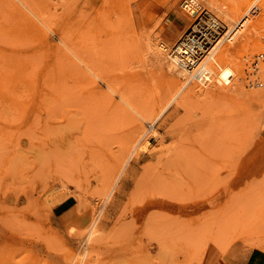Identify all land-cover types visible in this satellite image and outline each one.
<instances>
[{
	"label": "rangeland",
	"instance_id": "obj_1",
	"mask_svg": "<svg viewBox=\"0 0 264 264\" xmlns=\"http://www.w3.org/2000/svg\"><path fill=\"white\" fill-rule=\"evenodd\" d=\"M47 1L0 0V264L264 254V71L250 66L264 35L223 97L173 99L148 51L165 45L170 60L198 17L186 0ZM192 1L228 27L244 14L229 23Z\"/></svg>",
	"mask_w": 264,
	"mask_h": 264
},
{
	"label": "bare ground",
	"instance_id": "obj_2",
	"mask_svg": "<svg viewBox=\"0 0 264 264\" xmlns=\"http://www.w3.org/2000/svg\"><path fill=\"white\" fill-rule=\"evenodd\" d=\"M38 2L40 4V6H42V7H46V8L49 7V2L47 0H38ZM210 2L212 4V6L217 10L218 14L222 18H224V20L226 22H229V23L231 21L233 22V20L234 21L238 20V18H240V16L244 13L243 16H241V18L236 22V24H238L239 22L241 23V20L244 17V15L246 14V12L254 4H257L261 8V12L258 16L254 17V18H249V19L243 21L240 24L239 29H237V31L230 38V40L226 39L225 37L218 40L217 43L209 50V52H208L207 48H197L194 46H190V28L187 30L185 35H183L175 43V45H173V48L169 54L170 60L166 56L167 55L166 51L168 49L165 45H160L161 50L156 48V46H151L149 48L150 50L148 51L151 60L158 66V68L161 69V71L164 73V75H166L171 80V82L174 84V86L176 87V95L173 97V99L179 97V95L181 93L183 95V97H181V99H185V98H187V99H190V98L200 99L201 98L202 99L203 97L204 98L205 97H207V98H221V97H223L224 94H227L226 88L230 89V87H225L226 82L235 74H239L242 76L244 69H245L244 60L242 58L245 55V53L250 51L251 49L256 50V49L261 48V46H263L262 42H261L262 40L260 38H262L261 36L264 35V0H210ZM189 3H190V6H189L190 9H188V12L190 14H193L192 10H193L194 6H196V2L194 3L191 0V2L189 1ZM94 4H96V3H94ZM34 6L35 5H33V9H36V7L34 8ZM98 6H96V7L98 8ZM9 7H11V6H9ZM13 8H14V6H13ZM99 10H100V8H99ZM11 12H12V10H11ZM210 14L213 17H215L218 21H220V19H218V17H216V15H214L213 13H210ZM13 19H15V18H13ZM86 21H87V18L85 17V15L82 16V21L81 22L79 21V24L81 23L79 28H81L80 31H81L83 36L84 35L87 36V34H89V32H90L89 31L90 28L87 27ZM220 23L223 25V23L221 21H220ZM249 23H250V26H247ZM10 25H9V27H10ZM233 27H228L227 25H223L224 29L228 28V29L232 30ZM100 29H102V28H100ZM91 31H92V29H91ZM101 35H103V34H101ZM237 36H239V37H238L235 44H233V45H229V44L224 45L223 44L224 41H229V42L233 41ZM89 37L92 38L91 35ZM184 38H185V41H183ZM187 39H189V40L186 42ZM181 41H182V43H180ZM67 45H68V42H67ZM155 45H156V43H155ZM70 49L72 50V48H70ZM256 53H257V51H256ZM87 59H88V57H87ZM70 60L72 61V59H70ZM73 61H74V59H73ZM82 62H83V60H82ZM89 63H88V65L90 67L91 63L90 64ZM93 64H95V63H93ZM222 64L225 65V68L223 67L224 69L220 66ZM88 65H86V66H88ZM218 65L223 69V71L218 76L219 79L217 78V80H219V82H216V83L221 82V85L222 84L223 85L222 86L218 85V84L215 85L216 84L215 83V84H213V86L208 87L211 83H214V81H215L213 79V75H214V72L216 70L220 69L219 67H217ZM228 65L232 66V68L228 67ZM250 66H252L251 62H250ZM260 66H259L260 69L264 71V66L262 64ZM83 67H85V64L83 65ZM92 67H94V65ZM217 68H219V69H217ZM85 69H84V72H87L88 69L86 71H85ZM93 69H96V68H93ZM82 70H83V68H82ZM88 73H90L89 70H88ZM88 73H86V74H88ZM98 74H100V73L98 72ZM83 75H85V73ZM261 75H262V73H261ZM263 75H262V77H264ZM87 76H89V75H87ZM93 76H94V74H93ZM180 76L184 77V80H183L184 82L180 81V78H179ZM89 78L92 79V77H89ZM89 78L87 77V79H89ZM93 79H94V77H93ZM196 80L199 81L197 83L204 85L206 88H202V86L198 87V85L192 83L193 81H196ZM84 81H85V79H84ZM109 83H110V81H109ZM252 97H254V96H252ZM155 135H156V133H155ZM250 170H252V168ZM120 174H121V172H120ZM90 226L91 227L89 228L90 229L89 235H92V234H94V232L96 230H98L97 228H100L98 219L97 218L94 219V221L92 222V224Z\"/></svg>",
	"mask_w": 264,
	"mask_h": 264
},
{
	"label": "built area",
	"instance_id": "obj_3",
	"mask_svg": "<svg viewBox=\"0 0 264 264\" xmlns=\"http://www.w3.org/2000/svg\"><path fill=\"white\" fill-rule=\"evenodd\" d=\"M189 6L190 3L188 0H186L183 5L184 9L187 11L188 9H190ZM260 12L261 8L257 4H254L246 12L241 20V23L249 18L258 16ZM192 13L194 15H198V17L196 22L190 28V46H194L197 48H207L208 52L221 38L225 37L226 39L230 40L237 29H239V26L241 24L239 22L233 27L232 30L228 28L224 29L220 21L213 17L207 10H202L197 3L193 8ZM188 40L189 39H187L186 42ZM183 41H185V38L183 39ZM180 43H182V41ZM260 64H264V51L255 55L251 61L252 69L254 71L252 72L253 74H257L256 71Z\"/></svg>",
	"mask_w": 264,
	"mask_h": 264
},
{
	"label": "crops",
	"instance_id": "obj_4",
	"mask_svg": "<svg viewBox=\"0 0 264 264\" xmlns=\"http://www.w3.org/2000/svg\"><path fill=\"white\" fill-rule=\"evenodd\" d=\"M228 264H264V254L262 253H256L253 255L250 260H247L246 262H238V261H231L228 262Z\"/></svg>",
	"mask_w": 264,
	"mask_h": 264
}]
</instances>
